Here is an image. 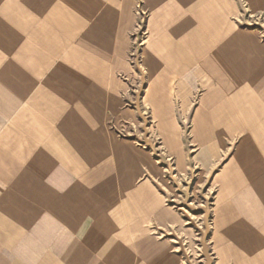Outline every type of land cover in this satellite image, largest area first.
<instances>
[{
    "label": "crops",
    "instance_id": "obj_1",
    "mask_svg": "<svg viewBox=\"0 0 264 264\" xmlns=\"http://www.w3.org/2000/svg\"><path fill=\"white\" fill-rule=\"evenodd\" d=\"M262 16L264 0H0V264H183L169 168L213 195V264H264ZM145 113L157 149L129 134Z\"/></svg>",
    "mask_w": 264,
    "mask_h": 264
},
{
    "label": "rangeland",
    "instance_id": "obj_2",
    "mask_svg": "<svg viewBox=\"0 0 264 264\" xmlns=\"http://www.w3.org/2000/svg\"><path fill=\"white\" fill-rule=\"evenodd\" d=\"M139 7L140 2L138 3V8ZM141 22H143V19H141ZM252 25L258 27L264 34V16L256 18ZM142 44L143 28L141 29L140 24L139 30L133 35L132 50H130V60L134 63L138 60ZM136 88L140 90L141 86ZM131 104L135 106L133 103ZM149 126L150 115L145 113L144 122L140 123L138 127L134 129L130 126L129 134L141 140H146L147 138L152 140L153 136H150L151 131ZM153 141L151 145L157 149L160 145L159 140L153 139ZM160 152L162 151L160 150ZM161 155L165 159L164 164L167 167H172V161L163 153ZM178 174L179 173L172 168H169L167 171L169 178L168 185L171 189V193L167 196L168 200L172 201L171 204L184 215L185 227L192 228V235L186 236L181 232L171 231L169 232L170 236L176 240V245L182 256L183 264H213L214 257L208 243L212 228L213 195L207 193V185L200 186L197 189L193 188L194 178H191V175L185 176Z\"/></svg>",
    "mask_w": 264,
    "mask_h": 264
}]
</instances>
